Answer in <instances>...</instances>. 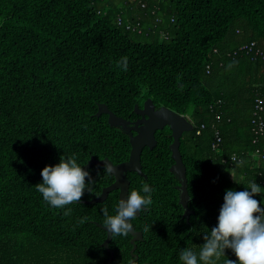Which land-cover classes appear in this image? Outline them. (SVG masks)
<instances>
[{
	"label": "trees",
	"instance_id": "16d2710c",
	"mask_svg": "<svg viewBox=\"0 0 264 264\" xmlns=\"http://www.w3.org/2000/svg\"><path fill=\"white\" fill-rule=\"evenodd\" d=\"M118 17L140 19L142 32ZM258 98L264 0H0V264H181L180 251H198L216 225L226 189L255 181L264 206ZM149 102L191 121L179 147L187 209L167 126L143 150L142 174L126 173L127 197L146 185L152 204L126 238H111L101 209L113 215L121 189L97 201L116 181L100 162H129L136 133L104 111L133 123ZM67 155L89 171L93 189L65 214L34 186ZM228 258L236 259L226 249L217 264Z\"/></svg>",
	"mask_w": 264,
	"mask_h": 264
},
{
	"label": "clouds",
	"instance_id": "9594fccd",
	"mask_svg": "<svg viewBox=\"0 0 264 264\" xmlns=\"http://www.w3.org/2000/svg\"><path fill=\"white\" fill-rule=\"evenodd\" d=\"M123 70L127 69V57L116 61ZM236 160V156L231 157ZM243 161H237L242 166ZM104 171L111 173V164H104ZM42 182L34 187L43 200L54 208H65L72 202L80 201L85 191L92 193L93 182L89 171L81 167L74 155L62 156L59 163L45 166L40 173ZM89 181L86 184L85 178ZM139 195L132 193L127 201H119L113 215L108 209H101L104 220L102 226L113 238H126L133 231V223L152 204V190L141 185ZM255 181L242 191L226 189L219 209L217 223L204 234V242L198 251L184 248L179 253L181 264H217L231 250L236 259H226L224 264H264V206L255 196L261 192Z\"/></svg>",
	"mask_w": 264,
	"mask_h": 264
},
{
	"label": "water",
	"instance_id": "95a60500",
	"mask_svg": "<svg viewBox=\"0 0 264 264\" xmlns=\"http://www.w3.org/2000/svg\"><path fill=\"white\" fill-rule=\"evenodd\" d=\"M104 112L110 115V122L112 124L121 126L128 131H134L136 135L131 139L133 150L131 153V160L129 162L117 166H114L108 160L100 162V164H111L113 168L111 173L115 176L116 181L113 186L104 190L102 197L97 201H103L108 196L109 192L118 188L121 189V200H125V195L128 196L129 189V182L126 179V173L137 172L142 174L141 155L143 150L146 147H155L157 145V141L155 139L156 132L168 126L171 128L174 138L171 149L173 150V156L176 158V164L173 166V170L183 182L181 187V203L187 209L188 191L186 169L183 164L179 147L182 133L185 131H191L192 125L186 122L182 115L175 113L168 108L155 110L151 102L147 103L145 109L141 112L142 118L133 123L123 118L117 117L107 109H105Z\"/></svg>",
	"mask_w": 264,
	"mask_h": 264
},
{
	"label": "built area",
	"instance_id": "2783aa9c",
	"mask_svg": "<svg viewBox=\"0 0 264 264\" xmlns=\"http://www.w3.org/2000/svg\"><path fill=\"white\" fill-rule=\"evenodd\" d=\"M130 1L134 2L135 0H130ZM142 7L145 8L146 5L143 3ZM117 24L121 27L123 26L128 31L132 30V31H138L139 33L142 32L140 19H138V18L135 20H130L129 22H125L123 17H118ZM253 47H255L254 43L251 44V51H252ZM259 53H260V50H257L256 54H259ZM256 108H257L256 116L260 115V116H257L258 117V129L256 130V133L261 135L264 133V122H263V117L261 116V113L264 111L263 99H261V98L257 99ZM198 134H200V132H198ZM220 141H221V138L219 136V132H216V142L213 145L214 149H216L219 146L218 144ZM230 161L234 162L236 160L230 159ZM224 162H228V160H224Z\"/></svg>",
	"mask_w": 264,
	"mask_h": 264
},
{
	"label": "rangeland",
	"instance_id": "374dc122",
	"mask_svg": "<svg viewBox=\"0 0 264 264\" xmlns=\"http://www.w3.org/2000/svg\"><path fill=\"white\" fill-rule=\"evenodd\" d=\"M183 117H184L183 119H184L186 122H188L189 124H191V121L189 120L188 117H185V116H183ZM181 190H182V189H181ZM127 198H128L127 195H125V200H124L125 202L127 201Z\"/></svg>",
	"mask_w": 264,
	"mask_h": 264
},
{
	"label": "crops",
	"instance_id": "0c3cea01",
	"mask_svg": "<svg viewBox=\"0 0 264 264\" xmlns=\"http://www.w3.org/2000/svg\"><path fill=\"white\" fill-rule=\"evenodd\" d=\"M126 2L130 5V7H131L132 3H134V2H131L130 0H128V1L123 0V3H126Z\"/></svg>",
	"mask_w": 264,
	"mask_h": 264
}]
</instances>
